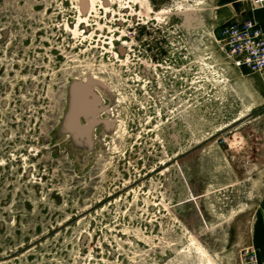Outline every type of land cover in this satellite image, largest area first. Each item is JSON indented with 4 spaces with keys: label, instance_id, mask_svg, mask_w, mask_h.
<instances>
[{
    "label": "rangeland",
    "instance_id": "rangeland-1",
    "mask_svg": "<svg viewBox=\"0 0 264 264\" xmlns=\"http://www.w3.org/2000/svg\"><path fill=\"white\" fill-rule=\"evenodd\" d=\"M83 2L0 0V264H240L262 112L216 8Z\"/></svg>",
    "mask_w": 264,
    "mask_h": 264
},
{
    "label": "built area",
    "instance_id": "built-area-1",
    "mask_svg": "<svg viewBox=\"0 0 264 264\" xmlns=\"http://www.w3.org/2000/svg\"><path fill=\"white\" fill-rule=\"evenodd\" d=\"M264 0H241L254 9ZM220 50L224 60L238 70L245 69L252 74H264V37L258 25L251 19L242 22L233 19L221 29ZM264 130V112L258 118ZM240 264H259L254 247L243 248Z\"/></svg>",
    "mask_w": 264,
    "mask_h": 264
},
{
    "label": "crops",
    "instance_id": "crops-1",
    "mask_svg": "<svg viewBox=\"0 0 264 264\" xmlns=\"http://www.w3.org/2000/svg\"><path fill=\"white\" fill-rule=\"evenodd\" d=\"M210 5L216 8V26H220L219 35L221 37V29L231 20L244 21L251 19L255 22L264 37V1L254 9H248L241 0H210ZM220 66H231L223 58L217 60ZM240 77L237 84L243 88L245 96L249 97V111L264 112V74H252L247 70H238ZM251 127L257 138H264V130L260 126ZM261 151H264V143H258ZM253 244L257 252L258 261L264 264V227L258 226L253 230Z\"/></svg>",
    "mask_w": 264,
    "mask_h": 264
},
{
    "label": "bare ground",
    "instance_id": "bare-ground-1",
    "mask_svg": "<svg viewBox=\"0 0 264 264\" xmlns=\"http://www.w3.org/2000/svg\"><path fill=\"white\" fill-rule=\"evenodd\" d=\"M80 5H81V7L83 8V9H85V7H86V5H87V3L86 2H83V0H80ZM87 8V7H86ZM190 9V8H189ZM186 10H188V9H186ZM187 13V12H186ZM193 19H194V17H193V15L192 14H185V21H186V23H185V25H186V27L187 28H190L191 26H192V21H193ZM200 250V249H199ZM204 254V253H203ZM205 256H206V262L208 263V264H214L213 263V261H212V259H210L207 255H206V253L204 254ZM203 264V263H202Z\"/></svg>",
    "mask_w": 264,
    "mask_h": 264
}]
</instances>
